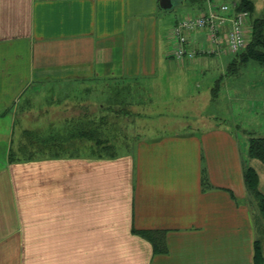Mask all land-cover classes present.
Instances as JSON below:
<instances>
[{
    "label": "crops",
    "instance_id": "1",
    "mask_svg": "<svg viewBox=\"0 0 264 264\" xmlns=\"http://www.w3.org/2000/svg\"><path fill=\"white\" fill-rule=\"evenodd\" d=\"M178 1L183 14L159 0H0V264H255L260 213L236 128L138 131L166 66L208 75L220 60L169 56L180 15L211 3ZM90 86L133 110L121 152L112 123L87 121ZM21 133L35 145L14 160Z\"/></svg>",
    "mask_w": 264,
    "mask_h": 264
},
{
    "label": "rangeland",
    "instance_id": "2",
    "mask_svg": "<svg viewBox=\"0 0 264 264\" xmlns=\"http://www.w3.org/2000/svg\"><path fill=\"white\" fill-rule=\"evenodd\" d=\"M175 1L173 8L178 9L180 14H183L185 8L179 7ZM210 1L216 4H233L234 2V0ZM254 3L255 8L262 11L264 0H254ZM261 11H255V14L247 19V24L245 23L246 46L244 49L248 48L252 42V21L255 16L261 15ZM200 38L201 41H204L202 36ZM242 53L244 52L241 51L237 54L223 53L219 57V63L208 61V66H206L209 70L205 71L208 75H204V73L199 75L195 67L178 70L174 66H166L163 75H159V78L149 81L146 85L148 93L151 91L150 95L154 96L155 101H153L152 107L146 112V115L136 120L138 131L147 133L146 126L149 124L155 130L163 127V129L168 130L166 132H172L175 129L185 131L187 128L229 124L231 127L236 128L241 140L248 141V136L264 137V65L256 61H250L247 57L242 60ZM217 64L223 70L216 66ZM198 76L206 79L201 80L196 85L194 81ZM92 88L94 86L85 89L88 102L94 104L92 107H86L84 111L87 121L99 126L112 123L117 133L111 132L108 136H111L113 146L116 147L118 152H121L122 144L124 142H126V145L129 144L127 142L130 140L129 131L131 130L130 123L134 118L132 115L133 110L124 103H119L118 106L116 102L110 100V95L107 93L105 94L108 95V99L105 100L104 93L100 92L98 88L95 89L96 93ZM145 91L147 93V90ZM118 101L126 102L125 100ZM97 102L104 104V111L97 110V107H95ZM111 108H121L123 112L128 113V116L111 114ZM249 130H254V133L249 135L247 132ZM18 136L21 142L20 149H17L11 155L14 160H26L30 157L31 148H34L35 145L32 139L33 135L21 133ZM36 144L38 147L46 149V145L44 147L38 142ZM15 146L18 145L15 144ZM51 149L53 151H49L50 153L56 152L55 148L51 147ZM37 152L42 154L40 150H37ZM104 153L108 155V153ZM245 159L247 165L256 171L258 188L260 184V191L264 195V164L256 159H249V161L247 157ZM257 216L260 222H257V225H261L257 237L260 242L261 261L264 262V216L261 214H257Z\"/></svg>",
    "mask_w": 264,
    "mask_h": 264
},
{
    "label": "built area",
    "instance_id": "3",
    "mask_svg": "<svg viewBox=\"0 0 264 264\" xmlns=\"http://www.w3.org/2000/svg\"><path fill=\"white\" fill-rule=\"evenodd\" d=\"M249 13L236 10L234 4L209 2L205 10L179 18L169 32L172 41L169 56L178 60H192L200 53L221 55L237 54L246 46L245 22ZM196 33L203 35L204 43L192 49Z\"/></svg>",
    "mask_w": 264,
    "mask_h": 264
},
{
    "label": "trees",
    "instance_id": "4",
    "mask_svg": "<svg viewBox=\"0 0 264 264\" xmlns=\"http://www.w3.org/2000/svg\"><path fill=\"white\" fill-rule=\"evenodd\" d=\"M235 1H237L234 5L236 10L247 11L249 17L255 14L254 5L251 0ZM261 12V15L255 16L252 21V42L248 48L243 50L242 60L247 57L250 61H256L264 65V6ZM253 131L247 132L249 135H252ZM246 157L247 160L256 159L264 164V137L248 136ZM244 179L249 195L256 201L259 213L264 216V195L258 188V176L256 171L247 164L244 169ZM255 264H264L261 261L260 242L258 240L255 242Z\"/></svg>",
    "mask_w": 264,
    "mask_h": 264
},
{
    "label": "water",
    "instance_id": "5",
    "mask_svg": "<svg viewBox=\"0 0 264 264\" xmlns=\"http://www.w3.org/2000/svg\"><path fill=\"white\" fill-rule=\"evenodd\" d=\"M175 0H159V6L164 10H171L174 7ZM175 2H179L178 0Z\"/></svg>",
    "mask_w": 264,
    "mask_h": 264
}]
</instances>
